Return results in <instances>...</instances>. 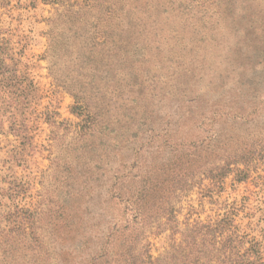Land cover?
<instances>
[{"label": "rangeland", "instance_id": "374dc122", "mask_svg": "<svg viewBox=\"0 0 264 264\" xmlns=\"http://www.w3.org/2000/svg\"><path fill=\"white\" fill-rule=\"evenodd\" d=\"M0 264H264V0H0Z\"/></svg>", "mask_w": 264, "mask_h": 264}, {"label": "trees", "instance_id": "16d2710c", "mask_svg": "<svg viewBox=\"0 0 264 264\" xmlns=\"http://www.w3.org/2000/svg\"><path fill=\"white\" fill-rule=\"evenodd\" d=\"M61 15V14H60ZM223 174H225V173H223ZM218 225L220 224V222L219 223H217Z\"/></svg>", "mask_w": 264, "mask_h": 264}]
</instances>
